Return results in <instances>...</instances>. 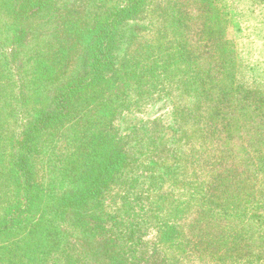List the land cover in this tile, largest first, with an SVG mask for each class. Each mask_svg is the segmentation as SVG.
I'll return each mask as SVG.
<instances>
[{
    "label": "trees",
    "instance_id": "1",
    "mask_svg": "<svg viewBox=\"0 0 264 264\" xmlns=\"http://www.w3.org/2000/svg\"><path fill=\"white\" fill-rule=\"evenodd\" d=\"M93 1L87 0V6L81 9L84 0H68L55 8H52V0H0V14H12L15 20L12 25L24 35L20 48L29 50L27 45L34 37L30 32L32 27L41 30L42 21L56 18L59 26L55 24L47 42L50 40L54 48L62 44L60 53L55 49L52 53L62 55L64 59L69 57L83 66L92 59L90 70L82 78L72 80L58 90L55 109L41 110L33 124L11 140L12 158L6 167L15 173L12 184L19 190L1 215L7 224L0 226V239L5 236L11 241L3 242L6 244L1 246L0 252H21L20 255L31 262L29 264H50L52 261L61 264L62 259L74 261L75 256L78 259L72 264H192L194 259L201 264L264 263V92L260 85L252 84L255 82L251 85L236 83L232 43L224 41L226 31H222L224 27L228 30V25L230 28V22L216 11V21L209 16L205 23L207 26L215 24L223 34L221 41H213L211 32L203 42H194L189 33L197 36V31L183 33L184 20L180 12L183 1H176L172 6L162 0L156 4L157 24L138 29L134 21L141 18L145 0H125L101 16L95 13L92 25L88 26ZM193 13L197 14L198 10ZM128 24L133 25V31L128 39L119 40L123 26ZM169 30L176 31L183 40L182 46L170 47L175 38L169 44L164 42V36L172 33L168 34ZM219 32L216 31V38ZM64 33L69 36L63 37ZM40 37L38 32L36 39ZM210 41V46L216 44V62L208 64L202 60L206 63L203 69L199 64L193 66L195 55L191 49L205 47ZM65 45L73 46L71 56H64L61 48ZM17 52L14 57H18ZM41 61V58L37 59L36 73L42 68ZM56 66L61 65H52L54 72H57ZM195 67L196 70L190 72ZM184 69L189 71L185 74ZM117 78L126 80L120 89L124 97L121 100L129 103L128 110L140 113L146 105L163 106L174 95H178L183 103L186 94L193 102L173 111L176 125H184L177 114H185L192 124L195 120L197 125L200 122L203 128L212 132L207 118L215 111L216 120L211 121L220 123L227 133H222L225 141L218 139L216 142L220 149L210 155L213 162H206L208 170L194 173L192 180L187 177L188 182L184 185L186 180L181 181L179 188L174 189L176 185L173 184L169 194L150 191L145 198L131 195L134 202L145 199L138 203L139 209L110 216L105 214L108 212L105 191L117 185L124 178L126 167H130L118 131L113 126L108 127L106 137L103 130L105 117L101 113L108 104L117 103L112 89ZM93 91L96 93L91 127L97 126L99 134L87 136L85 130L74 129L66 137V156L58 158V161L62 160L58 166L54 164L53 178L42 181L36 161L44 132H57L62 120L77 109L82 111L81 117L73 123L76 127L83 123L81 120L87 112L84 99ZM199 107L202 114L195 118ZM116 113L115 107L109 111V116ZM232 120L237 122L239 137L247 139L240 145L234 144V150L230 148L231 134L234 135ZM187 140L190 141L189 137L185 142ZM174 154L179 161V152ZM6 169L0 167L2 172ZM3 174L0 175V190L6 185L2 182ZM149 180L155 190L160 188V179L158 182V178L152 176ZM194 201L199 204H193ZM193 207H197V213L193 214ZM182 212L184 215L181 216ZM5 217L8 218L3 219ZM27 218L32 228L24 239L13 240ZM38 241L43 249L38 250ZM65 241L69 245L64 246ZM38 253L50 254L52 260L42 263ZM82 256L84 259L80 262Z\"/></svg>",
    "mask_w": 264,
    "mask_h": 264
},
{
    "label": "rangeland",
    "instance_id": "2",
    "mask_svg": "<svg viewBox=\"0 0 264 264\" xmlns=\"http://www.w3.org/2000/svg\"><path fill=\"white\" fill-rule=\"evenodd\" d=\"M124 1L125 0H99L98 3H95L94 0L89 9V17L92 18L90 19V24L88 26L92 25V19L94 18L95 13H99L101 16L102 14H105L106 10H113L123 4ZM161 1L162 0L144 1L146 3L143 9L144 12L142 11L143 14L137 22L134 21V23L137 24L136 26L138 29H147L148 26L157 24V20L159 21V19L156 16V4L159 5ZM166 1L170 2L172 6L176 1H183L180 11L184 20L183 33L187 34L189 32L197 31V36L189 33L194 37V42L199 40L200 42H203L204 38L209 36L211 32H213V41L216 42V39L221 41L223 34L219 32V29L216 28L215 24L211 23V28L205 23L206 21H209L206 19L209 16H213L209 18H212L214 22L216 21V11L223 19L228 20L230 22L229 24H231L230 28L228 25V30L224 27L222 31H226L224 41L226 40V42L230 41L232 43V58L236 63V83L240 82L244 85H251V82H255L252 84L257 86L260 85L263 89L261 91L264 92V0ZM66 2L68 3V0H52V8H55L60 4L63 5ZM187 3L192 4L193 7L188 6ZM86 6L87 0H84L83 8H80L84 9ZM75 9L77 10L78 8L75 7ZM193 10H198V13H193ZM98 19L99 18H97V20ZM14 21V16L12 14H0V135H3V137L0 138V161H2L0 167L1 169L7 168L4 172L0 170V175L1 173H4L2 182L6 184L2 187V190H0V226L7 224L6 220L1 219V215L4 209L9 206L8 203H12L14 194L19 190L18 187H15V185L12 184L15 179V173L8 170L10 167H6L12 158L11 147L13 144L11 140H13L16 134H19L22 129L27 130L33 124L35 118L41 115V110L44 111L48 108L51 110L55 109V107L58 106L56 105L55 100L58 90L66 86L67 83H70L72 80L74 81L82 78V75L90 70L89 64L92 60L91 58L88 59V62L83 66V64L78 65L79 63L72 62L69 57L64 59L62 55H54L55 53H52L53 49H55L56 53H60L59 46L62 44L56 45L54 48V44L50 42V40L47 42L49 34L51 35L55 29V24L57 27L59 26L58 19L54 18L49 22H47V19L44 20V22L42 21L43 27L41 30H38L39 27H32L30 29V32L34 37L27 45L29 50L20 48L24 35L15 30L16 26L12 25V22L14 23ZM80 21L84 25L83 18H80ZM119 26L121 25L119 24ZM203 26L205 27L203 28ZM222 26H224L223 23ZM132 28V24L123 26L121 31L123 32L121 36L122 38L119 40L124 41L128 39V35L130 36V32L133 31ZM216 31L220 33L217 38ZM38 32H40L41 37L36 39V34H38ZM169 32L171 33L172 31L169 30L168 34ZM175 32L176 31H173L168 36H164V42L168 44L169 41L175 38L173 42L170 43V47L176 45L182 46L183 40H181L180 36ZM67 35V33H64L63 37H66ZM210 44L211 41L206 44L205 47L201 45L202 47L200 48L195 47V49H191L195 55L193 66H198L199 64L200 68L203 69L206 66L205 61L208 64L216 62V44L213 46H210ZM25 45L26 43L24 44V47ZM61 49L62 52H65L64 56H68V54L71 56V54H73L72 45H65ZM122 50L123 49H121V51ZM16 51H18V57L13 56ZM53 55L54 57L50 58ZM40 58L42 59V68L39 73H36L35 68L38 66L36 64L37 59ZM33 60L34 62L32 63ZM55 60L56 63H54ZM55 64L61 65L56 66L57 72H54L52 67V65ZM196 68L197 67L192 68L190 72L195 71ZM187 71H189V69H184L185 74ZM36 74H38V77H36ZM125 82L126 80L122 81L119 80V78L115 80V86L112 87L115 95L113 99H115L118 104H108L105 107V112L103 111V113H101V116L105 117L103 130L106 137L108 127L113 126L114 129L118 131V135L122 138V140H120V142H122L120 145L121 147L123 146V149L127 154V164L130 166L126 167L124 178L109 191H105V196L107 197L105 205L107 209H105L108 211L105 214H110V216H114L117 213L121 214L130 209H139V204L142 203V201H145L144 198L147 197V194L150 191L169 194L173 190V188H171L173 184L176 185L174 189L177 187L179 188L182 185L181 181L186 180L184 185L188 182L187 177L188 180H192L195 177L194 173L199 174L204 170H208L209 167L207 164H212L213 162L210 155H214L215 152L213 151L220 149V144H216V142H218V139L225 141L223 138L225 135H222V133H227L225 130H222L220 123L216 124L211 121L216 120L214 114L215 111L211 112L207 118L210 121L212 127L211 130L213 129L212 132L203 128L200 122H198L197 125L194 119L202 114L201 107H199L198 112L195 114V118H192V121L194 120L193 124L188 120L189 118L185 117V114H180L178 116V110L175 111L177 118H181L184 124L176 125L173 111L178 106L179 108H183L193 102V100L189 99L186 94L184 95V99H182L183 103H180L178 95H174L171 96L163 106L156 105L157 107H155L146 105L142 112H132L127 109L129 103H125L124 100H121L124 97H122L123 91L120 88ZM134 82L135 81H133L132 84ZM95 93L96 91H93L90 95L85 97L84 109H87V112L84 114L85 118L81 120L83 123L79 124L78 127L75 126L76 124H74V120H78V116L81 115L80 113L82 111L80 109H77L62 120V125L58 127L61 131L58 130L56 132V130H52L44 132L41 147L39 148V155L36 161L37 170L40 172L39 175L42 181L46 182L48 179L53 178L52 175L54 174H51V171L54 169V164L58 166V162L62 161H58V158L66 156V137L68 134H72L74 129L77 128L78 132L85 130L88 132L87 136H92L97 133L99 134V132H96L97 126H94L95 128L91 127L94 120L93 111L95 110L92 103L94 102ZM230 103H232V101ZM118 105H121V107ZM214 105L216 106V103L213 104V106ZM115 107L117 111L116 115L109 116V111H112ZM263 114L264 111H262V115ZM57 117L59 118L61 115H58ZM97 118L100 119L99 116H97ZM141 122L143 125L139 126L138 124ZM232 127H234L233 130L235 136L231 134L232 141L230 143V148L234 150V144L240 145L247 139L243 138L241 135L239 137V133L236 129V121L232 120L231 128ZM187 137H189L190 141L187 140L188 142H185ZM116 149L119 148L116 147ZM177 151L181 157L179 161L174 154ZM56 155L58 156L57 158ZM139 161L140 163H138ZM132 163H134V165H132ZM141 165L142 167L147 168V170H143V168L140 167ZM177 170L179 173H177ZM152 176L158 178V182L160 179V188L158 190H155L154 185H151V180H149V178ZM17 184L19 185V182H17ZM103 189L104 187L98 190V196ZM131 195H140L144 198L134 202L130 198ZM127 196H129V199H126ZM157 196H159V194H157ZM259 200H261L260 197ZM182 202H186V200H183ZM193 204L196 205L199 204V202L195 203L194 201ZM260 206L262 207V205ZM196 208L197 207H193V214L197 213L195 212L197 211ZM262 212H264L263 209ZM182 215H184L183 212L181 213V216ZM194 217L196 218V216ZM7 218L8 217H5L3 219ZM29 223L30 219H25L23 225L19 228L20 230L15 233L13 240L19 241L26 237L28 230L32 228ZM7 241H11V238L5 236L1 237L0 244L3 242L8 243ZM6 243L0 245V251L3 250L1 248ZM66 245H69V242L67 243V241H65L64 246ZM37 246L39 247H37L38 250L43 249L41 241L37 242ZM52 248L53 247H51V250ZM20 254L21 252H0V264L31 263L26 261L28 258H25V256L22 257ZM38 255L41 256L42 263L44 260L46 262L52 260L50 254L38 253ZM77 259L78 256H75L74 261L62 259L61 261L63 263L61 264H72L76 262L75 260ZM83 259L84 257L82 256L80 262H82ZM50 264L57 263L52 261ZM192 264H201V262L194 259L192 260Z\"/></svg>",
    "mask_w": 264,
    "mask_h": 264
}]
</instances>
